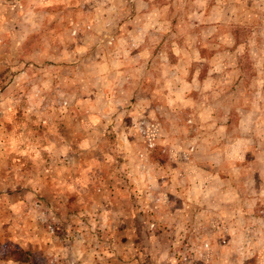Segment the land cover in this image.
Returning <instances> with one entry per match:
<instances>
[{"label":"rangeland","instance_id":"1","mask_svg":"<svg viewBox=\"0 0 264 264\" xmlns=\"http://www.w3.org/2000/svg\"><path fill=\"white\" fill-rule=\"evenodd\" d=\"M0 264H264V0H0Z\"/></svg>","mask_w":264,"mask_h":264},{"label":"crops","instance_id":"2","mask_svg":"<svg viewBox=\"0 0 264 264\" xmlns=\"http://www.w3.org/2000/svg\"><path fill=\"white\" fill-rule=\"evenodd\" d=\"M164 7H165V8H166V7H169V5H166V4H165V6H163V8H164ZM150 20H151V18L149 19V21H150ZM150 23H151V22H150Z\"/></svg>","mask_w":264,"mask_h":264}]
</instances>
